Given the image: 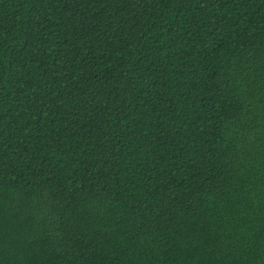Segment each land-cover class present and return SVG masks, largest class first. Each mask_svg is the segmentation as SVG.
<instances>
[{"label": "trees", "instance_id": "16d2710c", "mask_svg": "<svg viewBox=\"0 0 264 264\" xmlns=\"http://www.w3.org/2000/svg\"><path fill=\"white\" fill-rule=\"evenodd\" d=\"M0 264H264V0H0Z\"/></svg>", "mask_w": 264, "mask_h": 264}]
</instances>
